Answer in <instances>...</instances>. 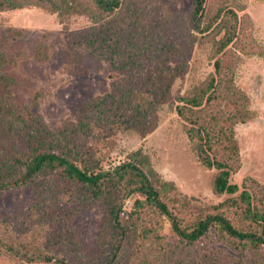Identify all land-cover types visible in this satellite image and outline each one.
Masks as SVG:
<instances>
[{"label":"rangeland","instance_id":"1","mask_svg":"<svg viewBox=\"0 0 264 264\" xmlns=\"http://www.w3.org/2000/svg\"><path fill=\"white\" fill-rule=\"evenodd\" d=\"M133 7L148 14L150 22L167 26L174 49L172 65L178 64L184 73L174 81L168 104L152 117V126L141 132L103 133L96 140L86 137L84 153L93 156V163H85L95 171H109L135 162L158 181L157 187L163 182L172 184L166 186L163 199L178 217L220 211L237 225L241 217L235 206L228 205L231 195L214 192L217 170L199 161L188 135L189 123L178 115L176 104L192 87L207 86L211 76L218 77L214 64L223 55V83L215 91L217 99L205 104L198 115L212 125L217 121L235 137L240 161L231 182L240 191L248 189L260 207L264 187V0H207L201 25L213 23L222 10L221 18L213 23L218 26L207 34H194L189 24L192 0H157ZM87 25L86 19H74L66 31L55 14L37 6L15 11L0 8V44L13 57L5 69L17 83L13 96L32 106L33 113L52 129L77 123L86 102L112 91L109 64L93 60L88 52L74 56L72 51L74 31ZM9 30L21 33L13 41L6 40L4 35H12ZM227 30L234 33V42L217 55L218 42ZM40 45L45 48L38 56ZM237 111L248 113V120L238 122L234 118ZM218 139L214 151L225 158L228 142ZM90 197L64 179L43 176L0 191V264H61L60 260L67 264H197L200 258H211L214 264H263L264 250L242 256L227 235L213 229L201 242L176 244L169 221L151 207L142 208L143 221L138 224V232L147 236L130 240L114 259L113 230L110 226L108 233L103 230L107 213L102 202ZM136 198L144 200L142 194L125 199L127 216L138 211L133 208ZM153 229L158 237L149 232ZM46 257L52 260L45 261Z\"/></svg>","mask_w":264,"mask_h":264},{"label":"trees","instance_id":"2","mask_svg":"<svg viewBox=\"0 0 264 264\" xmlns=\"http://www.w3.org/2000/svg\"><path fill=\"white\" fill-rule=\"evenodd\" d=\"M153 1L157 0H0L3 11L37 6L55 14L66 31L70 30L72 20L86 19L87 27L73 33L74 56L85 51L93 60L107 62L113 71L110 77L114 79L111 92L85 103L83 115L77 123L52 129L33 113L32 106L23 105L14 98L17 83L5 69L13 57L0 44V191L29 184L41 176L64 179L79 191L84 189L85 194H91L90 198L102 202L107 213L103 230L107 232L109 226L113 230L112 240L116 244V254L112 255L114 259L117 251L122 250L130 240L139 235L147 236L144 231L138 232L145 210L142 208L145 207L153 208L169 221L177 238L176 244L201 242L213 229L221 236L227 235L240 250V255L250 256L255 251L264 250V187H261L263 201L258 207L248 189L240 191L239 185L231 182L234 166L240 161L237 140L229 130L219 127L217 121L212 125L198 115L205 104L217 99L215 91L223 83L220 79L223 55L214 64L218 77L211 76L209 85L194 86L180 96L176 111L189 123L188 135L201 164L217 170L213 181L214 192L231 195L228 205L235 206L239 211V224H233L220 211L200 213L189 219L178 217L163 199L166 186L172 184L163 182L157 187L158 181L151 179L135 162H126L109 171H95L85 163V160H91V165L93 163V156L84 153L86 137L96 140L103 138V133H134L152 126V117L168 104L174 81L184 73L181 66L172 65L174 49L167 26L150 22L146 19L148 14L133 7ZM206 3L207 0H192L189 24L193 25L194 34H207L218 26L213 27V23L221 18L222 10L217 11L213 23L201 25ZM231 12L236 16L234 11ZM9 31L12 35H4L6 40L10 38L13 41L21 33ZM234 38V33L230 34L227 30L218 42L216 54L221 55ZM44 48L41 45L38 47V56ZM238 111L234 118L238 122H246L248 113L243 115ZM218 138H225L228 142L225 158L214 151ZM136 156L137 153L132 155L134 161ZM136 194H142L144 200L134 199L133 208L138 211L127 216L125 199H133ZM149 232L159 236L155 229ZM44 260L52 259L46 257ZM182 261L187 259L182 258ZM60 263L67 264L63 260ZM198 263L216 262L211 258H200Z\"/></svg>","mask_w":264,"mask_h":264}]
</instances>
